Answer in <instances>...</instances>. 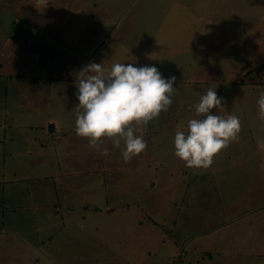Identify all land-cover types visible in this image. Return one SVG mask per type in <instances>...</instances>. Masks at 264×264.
Returning a JSON list of instances; mask_svg holds the SVG:
<instances>
[{
	"label": "rangeland",
	"instance_id": "rangeland-1",
	"mask_svg": "<svg viewBox=\"0 0 264 264\" xmlns=\"http://www.w3.org/2000/svg\"><path fill=\"white\" fill-rule=\"evenodd\" d=\"M179 29L195 35L178 36ZM205 57L217 70L202 88L191 79ZM247 59L254 64L240 72L251 71L246 82L257 84L228 87L218 71L229 69L232 78ZM92 62L154 66L176 78L173 103L134 133L147 148L128 163L123 142L118 149L102 137L97 151L76 135V75ZM262 63L264 0H0V264H264ZM209 88L225 108L212 114L237 115L241 132L207 170L188 169L174 155V136L202 117L191 106ZM43 142L48 153L41 154ZM55 143L72 150L55 156ZM9 167L29 179L14 181ZM46 171L63 176L37 175ZM44 187L66 193H57L61 214L44 208L48 199L30 198L39 228L25 200ZM13 190L14 200L4 197ZM36 238L46 240L39 251L31 247Z\"/></svg>",
	"mask_w": 264,
	"mask_h": 264
},
{
	"label": "clouds",
	"instance_id": "clouds-1",
	"mask_svg": "<svg viewBox=\"0 0 264 264\" xmlns=\"http://www.w3.org/2000/svg\"><path fill=\"white\" fill-rule=\"evenodd\" d=\"M175 76L163 78L154 66L136 67L134 63H114L110 68L102 63L82 66L76 75V135L88 138L89 146L100 151L102 137L112 138L113 146L121 148L125 163L147 148L142 133H134L167 112L173 103ZM192 105L197 117L187 122V131L177 130L174 136V155L188 169L207 170L222 150L239 139L241 121L235 114L224 117L212 114L214 109H225L223 98L209 88ZM258 116L264 120V92L258 99ZM264 149V139L257 140ZM104 148L101 155L107 156Z\"/></svg>",
	"mask_w": 264,
	"mask_h": 264
},
{
	"label": "crops",
	"instance_id": "crops-1",
	"mask_svg": "<svg viewBox=\"0 0 264 264\" xmlns=\"http://www.w3.org/2000/svg\"><path fill=\"white\" fill-rule=\"evenodd\" d=\"M191 11V10H190ZM196 12H199V14H198V16L202 19V15H201V11H199V10H196ZM121 17H122V15H121ZM121 19V18H120ZM191 26H193V25H191ZM82 30H84V29H82ZM144 34V33H143ZM182 35V34H181ZM183 36V35H182ZM190 36H192V35H190ZM190 36H187V37H190ZM144 41V40H143ZM89 44L90 45H93V44H95L94 43V40H92L91 42H89ZM138 58V57H137ZM3 67V65L0 67V68H2ZM51 127H52V129H55V126L54 125H50ZM51 127H50V129H51ZM47 137H49V135H47ZM42 147L41 148H43V150L41 151V154H43V153H48V150H47V148L45 147L46 146V143L45 142H43V143H41L40 144ZM54 149V148H53ZM70 150H72V149H70V147H68V146H63V145H57V143H55V149L51 152V154L53 153L55 156H63L64 155V153L65 152H67V153H69V152H71ZM17 153L19 154V155H21V154H23V155H28V153H26V152H18L17 151ZM29 154H31V153H29ZM29 156V155H28ZM65 159V158H64ZM57 164H59V165H61V163L63 162V160L62 159H58V158H56L55 160H54ZM48 162H50L51 163V161H49L48 160V158H45V159H43V160H41V164H45V165H47L48 166V164H50V163H48ZM64 167L65 166H68V163L67 162H64V165H63ZM9 171H10V174L13 176V178L12 179H14V181H17V180H28L29 179V175L30 174H27V175H25L24 177L23 176H19V170L17 169L16 171L11 167H9ZM67 173H71V172H69V171H66ZM54 174H56L57 176H58V178L59 177H62L63 176V173L62 172H59V173H57V172H49V171H46V172H40L39 174H37V175H40V177H42V178H45L46 180H48L49 179V177H55L54 176ZM21 177V178H20ZM2 182H5V181H2ZM60 184V183H59ZM52 185L56 188V184L53 182L52 183ZM60 191H63V192H65L66 193V189L64 188V189H61ZM60 191H57V192H53V193H49V191H48V189L46 188V187H44V189L43 190H41L40 192H35L34 194L33 193H31V192H28V194H27V199L25 200V201H27V203L29 202L30 203V198L34 195L36 198H37V196H39L40 198H46V199H48L49 200V202H47V204H45L44 206V208H51L52 209V212L54 213H56V214H61V212L59 211V209H57V207H56V204H55V202L58 200V197H57V193H59ZM13 193H14V190L12 191V192H10V193H8L7 195H5L4 197L5 198H7L8 200H14V198L12 197L13 196ZM10 196H11V198H10ZM63 197H65V195L63 194ZM40 201V199H37L36 200V209L37 208H39L40 206H41V204L40 203H38ZM1 202H2V205H5L6 207H7V209H10V206L8 205V204H5L4 203V198L2 197L1 198ZM28 203V206H29V209L32 211V219H31V222L33 221V223L36 225V224H38V227L39 228H42L41 226H39V219H38V216H37V214L35 213H33L34 212V210H33V207H32V205H31V203L29 204ZM68 207V206H67ZM93 207H94V205H93ZM106 208V207H105ZM104 208V209H105ZM84 209V208H83ZM67 210L71 213L70 215H72V211L70 210V208L68 207L67 208ZM75 211H81L82 212V210H80V209H77V210H75ZM74 211V220L75 221H79L80 219H79V216H77L78 214H80V212L78 213V212H75ZM84 211V210H83ZM85 211H86V213H87V215H88V209H85ZM96 211H100L99 209H97ZM86 213L84 212L83 214H81L82 215V217H84V218H86ZM83 218V219H84ZM71 220V219H70ZM69 222H71V221H69ZM44 229V228H43ZM34 230H37V228H35ZM11 232V231H10ZM1 234H0V238L4 235V233L3 232H0ZM11 234H13L12 232H11ZM16 235V234H15ZM36 237H37V234L35 235ZM169 238H171V237H169ZM45 239L44 238H36V239H34L33 240V245H34V247L33 246H31L33 249H35L36 251H39L38 249H36L38 246H42V245H44V243H45Z\"/></svg>",
	"mask_w": 264,
	"mask_h": 264
},
{
	"label": "trees",
	"instance_id": "trees-1",
	"mask_svg": "<svg viewBox=\"0 0 264 264\" xmlns=\"http://www.w3.org/2000/svg\"><path fill=\"white\" fill-rule=\"evenodd\" d=\"M194 24L195 23H193L192 25H194ZM74 29L77 30L78 28H74ZM31 30H33L34 32L40 34L41 37L45 33L43 31H40V30H37V29H31ZM179 31L180 32H179L178 36H182L183 35V36L187 37V36H190V35H195L194 34L195 32H193V31H187V30H185V32L183 31L182 35H181V29H179ZM144 41H145V39H144ZM140 43H142V41H136V47H138ZM187 44H188V41L186 40L185 41V46L183 47V49L186 48ZM149 48H147V49H149ZM247 53L249 54V52H247ZM145 54H146V51H142L141 54H137V55L138 56H142L145 59ZM148 57L149 58H155V57H152V56H148ZM248 58H253V57L249 54V57ZM247 60H249V62H245V63H242V64L241 63L238 64V67H236V69H235L236 72L233 74L232 78H230L231 71L229 69H225L223 71H218L219 73L220 72H225L226 73V76H228L227 79L230 80V81H228L226 83L228 85V87L251 86V85H256L257 84V83L246 82V79L251 74V71H248L247 73H243V74H241V72H240L239 66L240 67H246L247 66V63H248V65L249 64H252V65L254 64L253 62H251L253 59H247ZM144 61L142 62V64H144ZM203 62H204L203 63L204 65L198 66L196 68V70H198L199 73H200L199 78H197L196 80H192L191 79V82H193V83H195L197 85H200L199 87H202V88L205 87V86H207V85L214 84L213 80H210L209 79V76L211 75L212 69H216V66H217V64L215 63V59L214 60L207 59V61H206V57H205V58H203ZM215 72L218 73L217 71H215ZM258 72L259 73H257V75H259L261 73H264V63L261 64L260 70H258ZM162 73H164V71ZM216 78H217V76H216ZM222 80H224V79H222ZM217 83H219V81ZM259 84H264V82L260 81ZM201 118H203V117H201ZM72 220L75 221L74 219H72ZM75 222H77V221H75ZM208 255H211V254H208Z\"/></svg>",
	"mask_w": 264,
	"mask_h": 264
}]
</instances>
